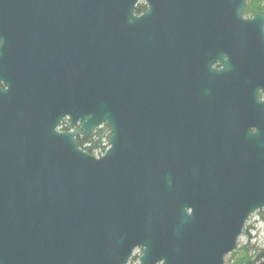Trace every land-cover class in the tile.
Returning <instances> with one entry per match:
<instances>
[{"label": "water", "instance_id": "1", "mask_svg": "<svg viewBox=\"0 0 264 264\" xmlns=\"http://www.w3.org/2000/svg\"><path fill=\"white\" fill-rule=\"evenodd\" d=\"M136 1L0 0V81L50 100L0 131V264H223L264 209V11ZM15 30L42 39L19 64ZM103 124L96 157L74 136Z\"/></svg>", "mask_w": 264, "mask_h": 264}, {"label": "flooded vegetation", "instance_id": "2", "mask_svg": "<svg viewBox=\"0 0 264 264\" xmlns=\"http://www.w3.org/2000/svg\"><path fill=\"white\" fill-rule=\"evenodd\" d=\"M148 8L149 4L147 0H137L132 7V13L135 17H139L144 14L148 10ZM41 43L42 39L37 38L36 35H28L24 32H21V30H15L10 39L6 41V45L8 46V48L13 51V61L15 64L20 63L22 59V51L26 47L32 46L38 48L42 46ZM218 68H220V66L217 62L211 65V69ZM187 74L189 77L194 78L196 70L194 68H189L187 70ZM0 89L3 91H10L11 89V91L9 92V96H5V105L3 104L4 109L0 111V131L20 132L24 130H30L35 126L34 117L46 112L49 109L48 107H50V100H47V98L44 97L46 95L45 88H41L37 95L38 97L33 98V100H27L24 98V91L19 84L12 85V87L9 88L7 84L0 81ZM259 99H264V96H262L261 92H259ZM198 122L199 120L196 117H189L188 119H186V125L189 127L188 136H193L191 134L195 135L198 133ZM75 128V126L70 124L68 115L62 117V119L56 126V130L60 132H70ZM251 131H253V129ZM74 139L78 142L79 147L84 150L79 143L80 140H83L81 135H75ZM261 210H258L256 212H259ZM254 234L255 232L250 235L253 236ZM132 254L130 255L129 259L132 258Z\"/></svg>", "mask_w": 264, "mask_h": 264}, {"label": "trees", "instance_id": "3", "mask_svg": "<svg viewBox=\"0 0 264 264\" xmlns=\"http://www.w3.org/2000/svg\"><path fill=\"white\" fill-rule=\"evenodd\" d=\"M258 10L264 11V0H247L244 7V14L246 16H251ZM109 136L108 128L103 125L96 128L90 136L85 140H80V146L89 153H96L99 151L104 152L107 148V138ZM261 219H264V210L257 212ZM243 233L249 238V227H245ZM233 256L232 264H264V247L257 248L254 254H249L248 245H243L238 248L235 252L231 253ZM134 257L131 258V261Z\"/></svg>", "mask_w": 264, "mask_h": 264}, {"label": "rangeland", "instance_id": "4", "mask_svg": "<svg viewBox=\"0 0 264 264\" xmlns=\"http://www.w3.org/2000/svg\"><path fill=\"white\" fill-rule=\"evenodd\" d=\"M103 152H96L94 153V156L98 157ZM253 227L252 234L255 232V235H253V238H249L247 235H245L242 231L241 236L237 240V244L235 249L230 252L229 254L225 255L224 257V264H232L233 256L231 253L238 250V248L242 247L243 245H248V252L249 254H254V252L257 250V248H263L264 247V219H261L260 216L255 212L252 214L246 221L245 227ZM251 234V232H250ZM139 249H135L133 251V254L131 257H134V259L131 261V258L128 260L127 264H138L139 263Z\"/></svg>", "mask_w": 264, "mask_h": 264}]
</instances>
